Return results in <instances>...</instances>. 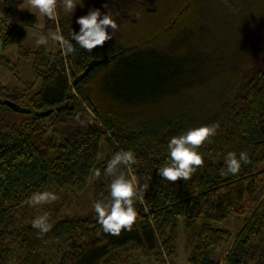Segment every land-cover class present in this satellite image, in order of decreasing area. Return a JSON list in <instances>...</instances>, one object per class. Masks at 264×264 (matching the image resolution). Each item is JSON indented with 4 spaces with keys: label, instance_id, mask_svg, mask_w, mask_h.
Segmentation results:
<instances>
[{
    "label": "trees",
    "instance_id": "1",
    "mask_svg": "<svg viewBox=\"0 0 264 264\" xmlns=\"http://www.w3.org/2000/svg\"><path fill=\"white\" fill-rule=\"evenodd\" d=\"M0 2L8 15L22 0ZM78 17L57 25L75 49L67 56L60 46H19L34 16L0 22L2 46L18 45L17 61L0 55V67L16 75L19 60L31 59L29 81L0 82L1 100L30 110L0 102V264H47L54 247L53 264H117L125 250L162 261L175 253L181 220L187 264H264V0H132L113 39L92 52L71 40ZM91 61L100 63L73 84ZM214 124L217 134L198 150L204 167L190 180L157 174L173 136ZM129 149L139 162L128 177L148 185L132 231L104 234L92 210L56 220L38 238L25 222L34 191L81 190L91 180L94 203L107 195L108 160ZM228 152L249 157L237 175L220 174ZM232 214L244 216L235 235L213 227Z\"/></svg>",
    "mask_w": 264,
    "mask_h": 264
},
{
    "label": "clouds",
    "instance_id": "2",
    "mask_svg": "<svg viewBox=\"0 0 264 264\" xmlns=\"http://www.w3.org/2000/svg\"><path fill=\"white\" fill-rule=\"evenodd\" d=\"M60 5L66 13H73L77 8L76 0H60ZM57 7L58 0H27L26 10L35 9L41 16L56 20ZM104 7L107 8L108 5L105 4ZM20 9L25 10V8ZM76 23L80 25V30L78 33L74 30L71 32V40L88 52H92L97 47L102 48L106 42L113 39L111 33L118 30L111 12L102 15L97 8H92L87 15L78 17ZM50 38L59 44L65 56L74 53L73 44L65 40L63 35L57 32L51 34ZM47 39L40 36L36 41L37 46L46 45ZM218 128V124L203 125L173 136L167 144L168 158L165 164L157 169V174L170 183L190 180L192 175L205 164L202 154L198 151L199 148L211 143V138L217 134ZM138 162L135 153L130 149L115 152L107 162L103 171V175L110 178V183L106 186L107 195L102 196L92 205L96 221L104 234L118 237L122 231H132L137 221L138 213L134 204L136 200L143 201L148 185H141L136 177L129 178L127 172ZM247 163L249 157L246 152H240L239 156L235 152H228L224 157L225 167L221 169L220 174L237 175L242 164ZM101 175V170L96 169L95 178L100 179ZM58 199L57 194L52 191H34L24 203L29 207L42 208L44 205L55 203ZM32 227L38 230V238L46 235L51 230L49 213L43 212L36 216L32 220Z\"/></svg>",
    "mask_w": 264,
    "mask_h": 264
},
{
    "label": "rangeland",
    "instance_id": "3",
    "mask_svg": "<svg viewBox=\"0 0 264 264\" xmlns=\"http://www.w3.org/2000/svg\"><path fill=\"white\" fill-rule=\"evenodd\" d=\"M131 1L132 0H76V10L73 13H66L60 5V0H58L57 19L50 20L45 16H41L35 9H31L30 11L26 10L27 0H22V2L18 3L15 8L8 13V15H4L0 11V22L8 21L10 23L18 24L21 17L26 15L34 16L36 24L33 28L25 29V37L19 43V46L26 50H34L38 47L36 44L37 39L40 36H44L48 38L47 44L40 46H43L48 51L55 52L59 47V44L53 41L50 37L51 34L58 32L57 25L60 19L76 14L84 16L87 15L90 9L97 8L100 9L102 15L110 11L113 19L115 20L117 16L128 12V5ZM105 4L108 5L107 8L104 7ZM20 8H25V10H21ZM109 33H111V29H109ZM111 34H113V32ZM17 48L18 45L16 44H12L4 48L0 39V55L9 58L13 62L17 61ZM30 71L31 59H20L18 73L16 75L0 67V82L9 87L20 86L22 83L31 79ZM16 116L12 117V121L20 119V117ZM262 168L264 169V166ZM46 191L56 193L59 199L51 205H44L42 208L29 207L27 205L26 208L28 217L25 222L32 223V220L36 216L43 214V212L49 213V221H51L50 224H52L60 218L73 215H87L93 210V191L91 180H89L85 187L81 190L69 189L66 191H56L51 188ZM259 192L261 193L260 190ZM243 220V215L232 214L222 222L213 224V227L227 230L233 236L240 230ZM221 251L219 252V255ZM60 253L59 249L55 247L51 248L47 251V254L44 255V260L47 264H53L58 261ZM190 255L191 250L186 244L185 232L181 220L177 224V243L175 253L171 257L162 261H155L145 253L137 252L133 254L128 252V250H125L120 253V261L117 264H187V259ZM129 256L131 257L127 262H125L124 260L128 259Z\"/></svg>",
    "mask_w": 264,
    "mask_h": 264
},
{
    "label": "water",
    "instance_id": "4",
    "mask_svg": "<svg viewBox=\"0 0 264 264\" xmlns=\"http://www.w3.org/2000/svg\"><path fill=\"white\" fill-rule=\"evenodd\" d=\"M100 62L99 61H91L88 62L87 66L85 67V69L77 76L76 80L73 81V84H76L78 81L82 80L88 73L89 71L94 67L97 66ZM0 102L8 107L10 110L15 111V112H21V113H25V114H29L30 110L25 109V108H21L19 105H17L14 102H11L10 100L7 99H0ZM53 111V109H49V110H45L42 112H36L35 114L39 117L42 116H46L48 114H50Z\"/></svg>",
    "mask_w": 264,
    "mask_h": 264
}]
</instances>
